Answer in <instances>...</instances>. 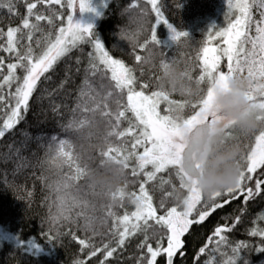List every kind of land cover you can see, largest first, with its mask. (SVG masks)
<instances>
[{"label": "trees", "instance_id": "16d2710c", "mask_svg": "<svg viewBox=\"0 0 264 264\" xmlns=\"http://www.w3.org/2000/svg\"><path fill=\"white\" fill-rule=\"evenodd\" d=\"M12 2L14 7L10 12L7 7L10 0H0V30L4 33L0 35V45H4L0 48V57L4 61L0 67V83L7 75V65L16 62V54L4 50L8 28L19 27L24 34L21 39V33H17V51L20 54L27 51L26 46L30 44L34 54L39 55L50 41H54L59 28L65 27L71 11L56 4H37L34 11L51 17L52 24L29 17L30 22L40 28L39 31L33 30L29 41V30L22 28V18L28 15L26 3L24 0ZM62 2L66 4L67 0ZM255 2L260 3V0ZM106 4L107 7L104 5L92 22L93 31L100 37L104 50L112 59L120 60L133 70L136 77L134 87L146 95L161 90L157 80L163 63L178 64L191 76L188 79L190 91L168 92L169 100L185 105L180 112L183 118L194 114L188 104H195L209 86L207 79L196 83L201 74L200 49L206 42L209 47L218 45L219 38L215 37V32L227 27L234 14L228 0H157L161 20L167 19L168 24L178 31L189 34L176 43L171 38L168 24L156 23V13L148 0H107ZM152 29H156L160 44L151 41ZM136 56L141 60L137 61ZM93 63L97 66L95 74ZM221 70H226L223 59ZM100 73H104L103 79ZM23 75L17 69L16 76ZM110 81L111 69L100 62L94 45L78 43L37 81L29 98L28 110L22 112L23 119L0 138V264H101L105 255L98 253L92 257L91 251L103 248L105 244L116 247L112 242L115 219L135 211L131 194L140 195L139 185L146 178L142 174L132 175L131 169L136 162L129 160L127 182L123 187L125 195L123 199L117 195L115 200L112 194L117 191L106 194L88 180L89 170L99 168L107 158L102 152L110 147H124L126 141L131 143L130 137L109 135L128 127L123 119L119 127L115 126V114L120 110L116 107L117 98L105 99L107 92L113 91L115 82H111L112 87H102ZM144 84L148 85L147 89L140 87ZM15 87L13 83L10 88L7 85L0 88L5 97V101L0 102V128L6 119L5 114L10 113L14 106L9 93L14 92ZM124 92L120 100L122 105L127 102L126 89ZM167 109L168 104L161 101V114H167ZM102 112H111L112 115L105 117ZM126 115L131 118L130 112ZM89 125H95V135L85 142L79 137L78 130ZM258 132L259 129L252 133L233 132V140L241 146L240 157L249 151ZM60 141L67 142L65 151L71 152V160L58 156ZM98 144L102 147L96 149L94 145ZM138 151L142 152V148ZM77 168L81 169L80 174ZM146 170L150 171L151 166ZM162 181L169 183L163 184ZM245 184L254 188V181H245ZM145 187L157 215H163L170 207L183 209V202L177 201L173 194V190L180 187L175 170L157 174V180L147 182ZM166 192H172V196L166 197ZM184 192L187 195L186 189ZM208 197L202 193V200ZM226 197L225 192L216 202L223 203ZM162 199L164 209L159 207ZM236 217H240L239 221ZM223 225L233 229L221 234L227 237V243L217 244L219 238L215 237L212 245L200 255L199 264H204L205 260L210 264H228L229 260L237 257L238 264H264V250L257 251L264 248V236L251 235L253 230L264 231V186L260 194L248 202L243 196L232 199L202 224L193 225L190 232L182 237L184 255L178 253L174 264H197L194 257L199 254V249L207 244L215 228ZM166 235V229L155 226L148 231V243L155 248L156 240L161 239L166 246ZM79 240H84L88 246L80 245ZM143 241V233L126 239L125 245L117 249L113 257L107 258L105 264H147L150 258L147 249L139 247ZM238 244L245 247L233 253L232 249ZM157 264H166L165 257H158Z\"/></svg>", "mask_w": 264, "mask_h": 264}, {"label": "snow or ice", "instance_id": "6c2138e0", "mask_svg": "<svg viewBox=\"0 0 264 264\" xmlns=\"http://www.w3.org/2000/svg\"><path fill=\"white\" fill-rule=\"evenodd\" d=\"M24 2L27 6L28 15L22 18V28L29 30L27 34L29 41L32 40L33 30H40L39 25L31 23L29 17L34 16L37 22L47 20L49 24H52L51 17L34 11L37 9V4H56L68 9H74L75 7L74 0H67L66 4L62 0H36V2L24 0ZM148 3L152 5V10L156 13V23L168 24L167 19L161 20L162 13L157 0H148ZM254 4L255 0H235V3H233V0H228L229 8L233 10L234 14L227 27L215 32V37L219 38L218 45L209 47L206 42L205 46L200 49L201 74L196 83L199 84L207 79L209 86L206 93L199 95V99L195 104H188V107L194 112L188 118H183L180 115L185 105L169 100L168 92L159 90L146 95L144 91H137L134 87L136 77L133 75V70L126 67L120 60H114L108 55V52L104 50V44L101 42L100 37L93 31L95 27L92 23H82L75 20L74 15L68 14L67 26L59 28V34L55 36L54 41H50L46 50L39 55L34 54L30 44L26 46L27 51L20 54L17 51V44L19 43L17 33H21V39H23L24 34L19 27L8 28L6 33L7 47L4 50L15 53L16 62L7 65V75L3 76L0 88L4 85L10 88L13 83L16 84V87L14 92L9 93V98L14 101V106L11 107L10 113L5 114L6 119H3V127L0 128V138L5 137L6 130H12L23 119L22 112L26 113L28 110L29 98L37 86V81L53 67L59 58L71 51L78 43H92L99 54L100 62L106 68L111 69V81L108 85H102V87H112V81L115 84L113 91L107 92L105 99L117 98L115 103L117 109L120 110L115 114V126L119 127L123 119L127 121L128 127L118 133L110 132L109 135L130 137L131 143L128 144L126 141L124 147H110L101 154L122 160L126 169L128 168V161L135 160L136 165L131 169L132 175L142 174L146 179L139 185L140 195L131 194L132 202L136 206L135 211L125 213L123 217H116L115 219L112 242L115 243L116 247L113 248L109 244H105L103 248H94L91 251L92 257L98 253L105 255V260H102L101 264H105L107 258L113 257L117 249L125 245L126 239L137 233L144 234V241L139 247H146L147 249V254L150 257L147 259V264H157V258L161 256L166 258V264H174V257L178 253L181 256L184 255L182 237L190 232L193 225L202 224L217 209L231 203L232 199H239L240 196H243L244 201L248 202L254 196L260 194V190L264 186V128L259 129L258 135H255L254 144L249 151L239 158L240 173L237 184L234 187L215 192L203 200L202 192L194 184L190 187L184 183L185 177L196 166L192 163L193 150L184 142L182 133L184 128L198 131V128L206 124L209 119L218 118V113L212 110L211 104L214 86H226L227 80L236 74L248 75L257 81L254 89L249 93V97L259 109L264 110V0H260L258 5L260 10L258 20L254 19L252 14ZM105 6L107 7V4ZM7 7L11 12L14 7L12 0H10ZM79 11L96 12V8L92 6V0H80ZM168 27L174 43L180 41L182 37L189 36L187 32L178 31L171 24H168ZM0 35H4L2 30H0ZM209 39L211 40L212 37L210 36ZM151 41L160 44L156 29H152ZM147 43L148 41L145 42V45ZM37 45L39 46V41H37ZM145 45H141V47ZM3 47L4 45H0V48ZM222 59L225 61L226 70H221ZM136 60H141V57L136 56ZM3 63V58L0 57V67L3 66ZM166 65L167 63L162 64V66ZM17 69L24 73L22 77L16 76ZM92 69L95 74L97 70L95 63L92 64ZM186 74L188 79H191V76L188 73ZM100 75L103 79L104 73H100ZM44 78L48 79L46 76ZM140 87L147 89L148 85L144 84ZM125 89L127 102L122 105L120 100L123 99ZM189 91V89L185 90V92ZM4 101L5 97L0 92V102ZM161 101L168 104L167 114L162 115L159 110ZM104 106L107 107V104ZM128 112L131 113V118L126 115ZM101 114L105 117L112 115L111 112H102ZM258 118L264 119V115ZM236 130L239 129L235 126L229 128V139H235L233 132ZM66 144V141H60L58 156L71 160V152L65 151ZM141 148L142 152L138 151ZM111 153L116 155H110ZM148 166H151L150 171L146 170ZM172 170H175V175L179 177L180 187L187 190V195L183 201V210L178 211L177 207H170L165 210L163 215H157V209L153 206L152 197L149 195L145 184L149 181L155 182L157 174L165 171L171 172ZM77 173L80 174L81 169L77 168ZM245 181H254V188L247 186ZM162 183L167 184L169 182L162 181ZM225 192L227 197L223 200V203H217V198L224 196ZM117 195L123 199L124 190L120 189L117 190V193H113L114 200ZM165 195L170 198L172 192H166ZM159 207L164 209L163 199L160 201ZM193 216L194 218H191ZM239 219L240 217H236L237 221ZM155 226L166 229V246H164L161 239L156 240L155 248L148 243V231L155 228ZM232 230L227 225L216 227L213 235L208 237L207 244L201 247L199 254L194 257L197 264H199L200 255L207 251L215 237L219 238L216 241L217 244L220 242L227 243V237L221 234ZM251 235L264 236V231L256 232L253 230ZM79 244L85 247L88 246L84 240H79ZM243 247L245 245L238 244L232 251L238 253ZM261 250H264V248L257 249V251ZM238 260L239 257L236 260H229L228 264H238ZM204 264H210V262L205 260Z\"/></svg>", "mask_w": 264, "mask_h": 264}, {"label": "clouds", "instance_id": "9594fccd", "mask_svg": "<svg viewBox=\"0 0 264 264\" xmlns=\"http://www.w3.org/2000/svg\"><path fill=\"white\" fill-rule=\"evenodd\" d=\"M186 70L176 63H169L159 70L157 86L166 92L184 93L189 88ZM257 81L248 75L231 76L226 86H214L212 110L218 118L200 126L198 131L184 128V142L192 148V163L195 169L188 173L184 183L194 184L203 194L213 193L234 187L239 180L238 163L241 146L239 142L228 138L230 127H237L242 133H252L264 128V110L259 109L250 99L249 93ZM95 125L78 130V135L89 142L95 135ZM102 147V144L94 145ZM88 180L104 193L123 189L127 182L126 168L122 160L105 158L100 167L90 169ZM177 201H184V189L173 190Z\"/></svg>", "mask_w": 264, "mask_h": 264}, {"label": "rangeland", "instance_id": "374dc122", "mask_svg": "<svg viewBox=\"0 0 264 264\" xmlns=\"http://www.w3.org/2000/svg\"><path fill=\"white\" fill-rule=\"evenodd\" d=\"M107 0H92V6L96 8V12H91V11H86V12H80L79 11V2L80 0H74V9H71L70 14L74 15V19L75 20H79L82 23H92L93 21H95L97 15L100 14V12L102 11L104 5L106 4ZM257 1V0H255ZM235 3V0L234 2ZM259 2H255L254 7L252 9V14L254 19H259L260 18V10H259ZM99 13V14H97ZM67 26V23L65 25V27ZM98 147L96 146V149ZM183 209H178V211H182ZM10 237V236H9ZM34 248H36V246H33Z\"/></svg>", "mask_w": 264, "mask_h": 264}, {"label": "water", "instance_id": "95a60500", "mask_svg": "<svg viewBox=\"0 0 264 264\" xmlns=\"http://www.w3.org/2000/svg\"><path fill=\"white\" fill-rule=\"evenodd\" d=\"M165 261H166V258H165Z\"/></svg>", "mask_w": 264, "mask_h": 264}]
</instances>
